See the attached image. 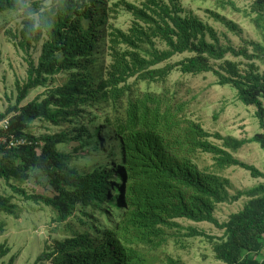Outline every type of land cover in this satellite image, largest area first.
<instances>
[{"label":"trees","instance_id":"16d2710c","mask_svg":"<svg viewBox=\"0 0 264 264\" xmlns=\"http://www.w3.org/2000/svg\"><path fill=\"white\" fill-rule=\"evenodd\" d=\"M246 1L264 38V0ZM6 12L21 15L20 29L3 33L25 53L27 70L23 82L15 81L14 105L0 113V123L7 120L0 126V180L24 201L49 207L63 233L35 264H178L168 245L179 248L181 238L196 237L212 245L217 264H264V184L230 196L229 181L219 175L238 167L264 179L233 155L250 142L264 150V76L254 62L264 61V45L246 41L252 54L247 47H223L216 31L185 14L178 0L139 6L124 0H0V15ZM121 12L131 17L126 31L112 22ZM37 45L34 60L30 51ZM184 54L189 56L172 62ZM227 55L245 59V68ZM175 70L210 73L217 85L230 86L238 101L254 108L261 132L243 140L210 134L187 117V103L176 92L139 88L162 85ZM61 73L69 74L65 83L21 106L31 91ZM37 120L73 129L36 137L30 129ZM19 139L24 144L9 145ZM107 139L109 169L96 162L80 171L71 166L70 154L57 150L73 142L75 152H97ZM201 153L211 155V168L196 164ZM31 179L39 185L45 180L52 195L26 191L22 185ZM241 198L247 204L227 221L214 217L216 205ZM0 213L17 217L10 198L0 195ZM180 219L212 224L222 236L182 227ZM7 253L0 247V259Z\"/></svg>","mask_w":264,"mask_h":264},{"label":"rangeland","instance_id":"374dc122","mask_svg":"<svg viewBox=\"0 0 264 264\" xmlns=\"http://www.w3.org/2000/svg\"><path fill=\"white\" fill-rule=\"evenodd\" d=\"M50 0H43L48 4ZM119 0H108V3H115ZM126 2L140 5L146 0H124ZM167 2L168 0H163ZM185 14H192L200 18L204 23L211 26L217 33L220 44L223 47L232 46L235 49L247 47L248 53L252 54L251 47L246 46V41H251L264 45V38L260 28L253 21L254 14L249 13V1L246 0H178ZM208 12L218 14L221 18L232 22L236 29L229 30L221 22L212 18ZM21 15L15 12H6L0 15V113L6 111L15 103L16 89L15 81L23 82L26 78L27 64L25 53L18 49L4 35V30L11 28L14 31L20 29ZM115 27L126 31L131 24V17L121 12L118 17L112 20ZM101 48L100 57H104L103 42L99 44ZM160 49L164 46L158 44ZM40 45L30 51L32 59L37 60ZM188 54L176 56L172 62L182 60ZM228 60L239 62L241 69L245 68L247 61L243 58H234L227 55ZM108 62V59L104 63ZM258 66L259 73L264 76V61L254 60ZM218 63H215L216 67ZM106 65V64H105ZM69 74H58L51 79L45 87H39L28 95L21 103L24 106L28 102L43 96V93L52 86H60L68 80ZM133 79L130 80V82ZM216 78L208 73L198 76L184 75L175 70L162 85L140 84L139 88L150 91H161L169 89L176 92L179 97L187 103V117L200 124L204 130L210 134L218 133L222 137H231L238 140L249 139L255 134L260 133L261 129L257 118L254 116V108L243 105L238 101L236 92L230 86H219ZM10 116V115H9ZM7 121L4 120L3 123ZM0 123V126L3 124ZM83 123V121L81 122ZM80 123V124H81ZM73 129L71 124L54 126L44 121H34L31 124L30 132L38 137L41 135L58 134L67 129ZM99 137L104 138L100 133ZM20 140V139H19ZM215 145L221 146L222 142L214 138L209 139ZM16 141V140H15ZM109 139H107L100 150L91 152L88 148L74 151L76 143L58 145L57 150L72 156L71 166L80 171H86L93 167L96 162L107 167L109 165ZM114 152H116L113 146ZM93 154V155H91ZM234 157L244 163L253 165L264 173V150L255 142L246 143ZM114 160L118 157L115 155ZM196 164L200 169L211 168L213 160L211 155L199 154ZM219 175L227 179L230 186L227 189L229 195H233L238 190H248L264 184V179H254L249 173L238 167H230L223 170ZM39 185L31 179L22 187L30 192L42 195H52V190L47 186L45 180ZM15 184L16 183H11ZM111 193V191H110ZM0 195L10 198L11 204L15 206L17 217L0 213V247L8 253L0 259V264H35L36 259L43 252L46 245H50L56 239L63 238L60 231L62 225L56 223L55 213L43 205L24 201L20 196L12 193L9 186L0 180ZM248 199L241 198L233 203H222L215 207L214 217L220 222L228 220L230 214L237 213L247 204ZM182 227H194L204 231L210 236L220 238L223 231L209 223H194L180 219L177 221ZM184 231H182L183 233ZM182 247L175 248L171 244L167 247V252L178 264H217L213 257L212 245L205 239L181 238ZM160 264V263H157Z\"/></svg>","mask_w":264,"mask_h":264},{"label":"built area","instance_id":"2783aa9c","mask_svg":"<svg viewBox=\"0 0 264 264\" xmlns=\"http://www.w3.org/2000/svg\"><path fill=\"white\" fill-rule=\"evenodd\" d=\"M6 123V121L3 123V125ZM5 140H3L2 138H0V142H4ZM19 144H24V140L20 139V140H16V141H10L9 145L10 146H15V145H19Z\"/></svg>","mask_w":264,"mask_h":264}]
</instances>
